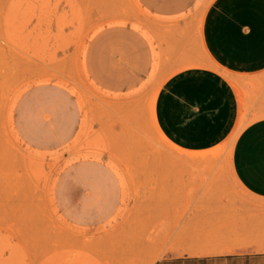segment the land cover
Returning a JSON list of instances; mask_svg holds the SVG:
<instances>
[{
    "label": "rangeland",
    "instance_id": "374dc122",
    "mask_svg": "<svg viewBox=\"0 0 264 264\" xmlns=\"http://www.w3.org/2000/svg\"><path fill=\"white\" fill-rule=\"evenodd\" d=\"M212 2L0 0V264H150L175 193L233 190L242 121L187 152L155 117Z\"/></svg>",
    "mask_w": 264,
    "mask_h": 264
},
{
    "label": "crops",
    "instance_id": "0c3cea01",
    "mask_svg": "<svg viewBox=\"0 0 264 264\" xmlns=\"http://www.w3.org/2000/svg\"><path fill=\"white\" fill-rule=\"evenodd\" d=\"M201 38L212 64L165 80L155 117L187 152L216 147L242 121L230 145L234 188L175 193L150 264H264V0H213Z\"/></svg>",
    "mask_w": 264,
    "mask_h": 264
}]
</instances>
